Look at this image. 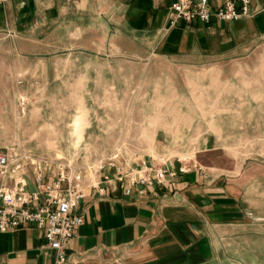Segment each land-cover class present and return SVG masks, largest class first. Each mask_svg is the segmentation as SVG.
I'll list each match as a JSON object with an SVG mask.
<instances>
[{
	"label": "crops",
	"instance_id": "obj_1",
	"mask_svg": "<svg viewBox=\"0 0 264 264\" xmlns=\"http://www.w3.org/2000/svg\"><path fill=\"white\" fill-rule=\"evenodd\" d=\"M174 1L0 4V32H7L11 42L30 47L58 51L67 45L62 48L66 56L93 66L75 70V75L89 77L91 91H128L123 86H128L129 76L157 77L149 80L154 84L149 103L153 114L140 120L152 125V146L126 162L129 167L160 168L168 159L170 170L177 171L181 157L199 167L186 174H166L162 185L145 188L142 196L134 190L124 195V185L114 180L102 182L103 193L86 189L80 204L84 223L65 245L63 264H264V177L250 175L249 168L238 174L234 165L206 158L220 150L212 140L222 136L192 133L193 124L208 123L192 109L202 113L209 107L208 79L217 69L209 65L230 58L229 48L237 46L239 34L261 28L264 33V0H252V17L236 22H179L168 29ZM198 90L197 103L192 92ZM187 140L196 145L187 146ZM106 173L115 177L112 168ZM26 183L30 192L35 190L31 173ZM0 264L59 263L40 230L19 227L0 232Z\"/></svg>",
	"mask_w": 264,
	"mask_h": 264
},
{
	"label": "rangeland",
	"instance_id": "obj_2",
	"mask_svg": "<svg viewBox=\"0 0 264 264\" xmlns=\"http://www.w3.org/2000/svg\"><path fill=\"white\" fill-rule=\"evenodd\" d=\"M6 34L0 32V151L18 148L38 157H58L82 171L116 153L128 162L151 148L152 125L140 120L153 114L154 84L149 80L157 77L129 76L123 86L128 91L94 92L87 75H75L78 67L92 65L66 56L62 48L67 45L58 51L30 47L11 42ZM239 35L237 46L229 48L230 58L209 65L218 69L208 79L209 107L202 113L192 109L208 123L193 124L192 133L222 136L212 140L220 150L206 158L234 165L238 174L249 168L250 175L264 177L263 28ZM192 94L198 103L201 93ZM144 102L149 106L143 107ZM221 118L228 122H209ZM195 143L187 140V146Z\"/></svg>",
	"mask_w": 264,
	"mask_h": 264
},
{
	"label": "built area",
	"instance_id": "obj_3",
	"mask_svg": "<svg viewBox=\"0 0 264 264\" xmlns=\"http://www.w3.org/2000/svg\"><path fill=\"white\" fill-rule=\"evenodd\" d=\"M9 0H0L5 4ZM252 0H176L169 6L167 28L179 22L187 25L213 21L231 23L252 17ZM181 166L171 171L172 162L164 160L162 167L131 168L116 153L107 159L88 166L85 170L70 162L35 156L16 148L0 151V232L19 227H35L42 232L46 245L56 251L57 263L65 262L63 249L84 223L80 209L86 189L105 191L102 182L112 180L124 185L123 193L130 196L133 190L142 196L147 187L165 182V175L186 174L199 167L178 159ZM183 163V164H182ZM185 163V164H184ZM112 168L115 177L106 169ZM31 173L35 190L27 189L26 176Z\"/></svg>",
	"mask_w": 264,
	"mask_h": 264
}]
</instances>
